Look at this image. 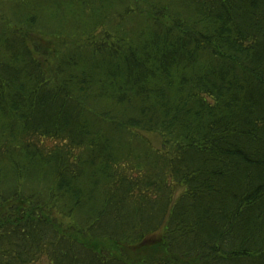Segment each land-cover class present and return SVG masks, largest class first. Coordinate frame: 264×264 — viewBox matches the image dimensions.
Listing matches in <instances>:
<instances>
[{
    "label": "trees",
    "instance_id": "1",
    "mask_svg": "<svg viewBox=\"0 0 264 264\" xmlns=\"http://www.w3.org/2000/svg\"><path fill=\"white\" fill-rule=\"evenodd\" d=\"M191 260L264 264V0H0V264Z\"/></svg>",
    "mask_w": 264,
    "mask_h": 264
},
{
    "label": "rangeland",
    "instance_id": "2",
    "mask_svg": "<svg viewBox=\"0 0 264 264\" xmlns=\"http://www.w3.org/2000/svg\"><path fill=\"white\" fill-rule=\"evenodd\" d=\"M35 44H37L43 50V54H45V58L47 60H51L52 58H54V54H56L55 46H53L52 44L45 42L43 40H41V41L37 40V42ZM146 137L155 147H159L158 136L153 135L151 137L150 136H146ZM156 242L157 241L152 240L151 243H153V244L151 246H153ZM104 250H105V248H104ZM145 253H146V251H145ZM191 264H196V263L191 260Z\"/></svg>",
    "mask_w": 264,
    "mask_h": 264
}]
</instances>
